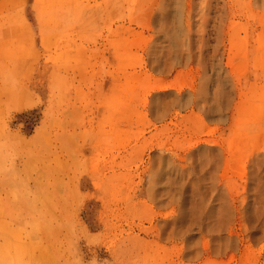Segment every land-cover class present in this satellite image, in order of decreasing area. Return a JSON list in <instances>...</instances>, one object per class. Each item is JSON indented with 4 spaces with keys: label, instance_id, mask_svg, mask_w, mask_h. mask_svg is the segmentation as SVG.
<instances>
[{
    "label": "bare ground",
    "instance_id": "6f19581e",
    "mask_svg": "<svg viewBox=\"0 0 264 264\" xmlns=\"http://www.w3.org/2000/svg\"><path fill=\"white\" fill-rule=\"evenodd\" d=\"M80 2L82 34L88 42L93 37V45L77 48L79 62L100 68L111 57L114 83L108 84L97 107L88 113L73 109L69 101L70 140L75 125L81 127L88 118L97 119L101 132L115 126L118 137L121 134L119 143L134 127L164 131L181 124L187 127L196 119L216 129L209 136L187 129L192 138L182 150L154 140L126 154L118 150L116 158L121 161L113 181L117 218L137 210L141 200L132 197L128 184L123 188L121 178L129 171L123 166L143 148L151 158L160 151L153 158V185L166 206L184 198V168L197 148L198 165L209 167L205 178L209 198L215 199L207 210V223L195 233L191 226L197 220L182 221L176 208L161 212L150 230L135 233L133 229L119 249L125 253L124 262L145 264L149 253H157L163 242L164 264H264V0H132L143 6L134 20L147 30H140L134 46L131 38L126 40L130 26L124 22L117 25L114 38L110 31L98 33L102 19L109 20L112 6L121 7L123 0ZM169 12L170 18L165 16ZM132 58L140 70L123 78L126 61ZM71 155L68 152L70 160ZM0 261L16 264V227L11 221L0 225Z\"/></svg>",
    "mask_w": 264,
    "mask_h": 264
},
{
    "label": "rangeland",
    "instance_id": "374dc122",
    "mask_svg": "<svg viewBox=\"0 0 264 264\" xmlns=\"http://www.w3.org/2000/svg\"><path fill=\"white\" fill-rule=\"evenodd\" d=\"M80 1L0 0V225L7 224L4 216L16 215V264H126L125 253L119 249L133 229L135 233L150 230L161 212L176 208L182 221L197 220L191 226L195 233L207 223V210L215 202L213 196L209 198L205 180L209 167L198 165V148L184 168V198L167 206L153 185V158L160 151L151 158L143 148L123 166L130 175L125 171L121 178L123 188L128 184L132 197L141 198L138 208L127 217H116L113 181L121 161L116 158L119 149L126 154L154 140L182 150L192 138L187 129L193 127L204 136L216 129L196 119L187 127L181 124L164 131L154 126L134 127L124 133L122 144L115 126L101 132L97 119L88 118L81 127L75 125L70 140L69 101L73 109L88 113L97 107L108 84L114 83L110 73L115 60L111 57L100 68L89 61L79 62L77 48L93 45V37L88 42L82 34ZM121 3V7L112 6L109 20L102 19L98 33L110 31L114 38L117 25L124 22L130 26L126 40L131 38L134 46L146 30L134 20L143 6H135L132 0ZM165 16L170 18V12ZM126 62L123 78L127 79L140 67L133 58ZM208 154L212 159L213 149ZM120 207L124 212L126 204ZM163 244H158L157 253H149L145 264H164Z\"/></svg>",
    "mask_w": 264,
    "mask_h": 264
},
{
    "label": "crops",
    "instance_id": "0c3cea01",
    "mask_svg": "<svg viewBox=\"0 0 264 264\" xmlns=\"http://www.w3.org/2000/svg\"><path fill=\"white\" fill-rule=\"evenodd\" d=\"M11 209L13 211L12 213H16V207L15 206H12ZM4 217L6 218V221H11L13 223V225L16 227V215L15 214L13 216H10V217L9 216L8 217L4 216ZM4 263L7 264V261H5Z\"/></svg>",
    "mask_w": 264,
    "mask_h": 264
}]
</instances>
